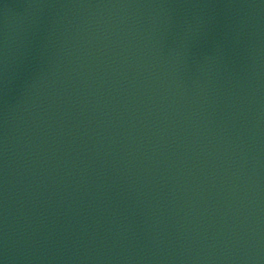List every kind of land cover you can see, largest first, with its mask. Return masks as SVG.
<instances>
[{
	"label": "water",
	"instance_id": "1",
	"mask_svg": "<svg viewBox=\"0 0 264 264\" xmlns=\"http://www.w3.org/2000/svg\"><path fill=\"white\" fill-rule=\"evenodd\" d=\"M0 264H264V0H0Z\"/></svg>",
	"mask_w": 264,
	"mask_h": 264
}]
</instances>
